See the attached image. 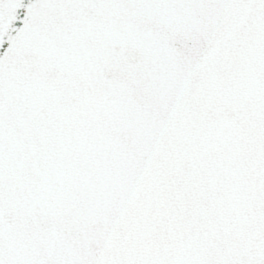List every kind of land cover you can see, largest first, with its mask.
Wrapping results in <instances>:
<instances>
[{
  "label": "snow or ice",
  "instance_id": "obj_1",
  "mask_svg": "<svg viewBox=\"0 0 264 264\" xmlns=\"http://www.w3.org/2000/svg\"><path fill=\"white\" fill-rule=\"evenodd\" d=\"M0 264H264V0H0Z\"/></svg>",
  "mask_w": 264,
  "mask_h": 264
}]
</instances>
